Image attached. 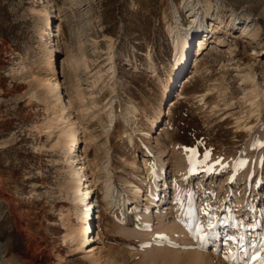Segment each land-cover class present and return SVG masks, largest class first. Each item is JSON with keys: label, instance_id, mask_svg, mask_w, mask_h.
<instances>
[{"label": "rangeland", "instance_id": "1", "mask_svg": "<svg viewBox=\"0 0 264 264\" xmlns=\"http://www.w3.org/2000/svg\"><path fill=\"white\" fill-rule=\"evenodd\" d=\"M184 1L0 0V264H92L75 249L76 241L64 239L70 222L80 221L64 183L75 162L57 137L48 138L45 126L54 80L78 128L76 154L86 156L88 172L100 178L93 221L99 264H193L194 249L207 264L223 257L261 264L264 0H191L212 3L198 12L209 37L203 53L192 52L175 78L172 28H195ZM214 18L221 27L208 25ZM241 26L256 38L243 35ZM110 100L118 117L112 127ZM132 106L128 124L124 116ZM155 120L153 135H141ZM178 151L201 168L186 160L184 172L173 157ZM165 152L163 208L173 209L181 227L191 218V244L172 237L158 242L157 221L145 226L134 209L129 225L125 215L131 210L106 203L109 176L126 191L140 184L141 206L151 203L157 158ZM243 162L247 173L236 174L233 166Z\"/></svg>", "mask_w": 264, "mask_h": 264}, {"label": "bare ground", "instance_id": "2", "mask_svg": "<svg viewBox=\"0 0 264 264\" xmlns=\"http://www.w3.org/2000/svg\"><path fill=\"white\" fill-rule=\"evenodd\" d=\"M211 5L212 3L210 2L204 3V4L202 2H198L197 4H195L191 0L184 1V6L189 11L190 16L193 18L192 20L195 22V28L191 30L188 28H185L183 23H181L176 28H172V35L175 38V58H174V62L172 65L175 78H177V75L180 74L182 70L187 66L188 61L191 57V53L193 52V54L195 55L197 54L200 56L203 53V49L207 45L206 40L208 39L209 34H204L205 33L204 30L201 28L202 22L198 21L199 19L198 12L201 9V7L203 6L210 7ZM233 14H234V19L238 20V23H241V24L244 23V21L241 22L242 18L239 17L238 14L236 13H233ZM222 24H223L222 21L217 18L210 19V21H208V25L209 26L211 25L215 28L221 27ZM58 28H59L58 30H61V23L58 24ZM240 31L243 35H246L250 37L251 39H255L257 36L256 32L251 34L250 32H248L246 28L242 26L240 27ZM183 33H187V35L183 36L182 35ZM59 90H60V85L58 83V80H54L51 86L49 87L50 96L53 98L52 115L48 119L45 126L49 130L48 138L53 137V136L57 137V141L63 143L61 145H64L65 153L70 155L72 160L75 162V164L72 163L70 167L68 166L69 167L68 168L69 170L67 172L68 179L64 183L67 188L73 191L72 199L75 201V209H76L75 214L74 213L73 214L76 215V217L79 219L77 220L80 221V223L77 226H75V224L73 226L72 224L73 222H70L72 225L69 223L70 226L67 228L64 239L69 238L71 239V241L72 240L76 241L75 249L80 251L82 253L80 254L83 255L85 258L86 257L87 259L89 258L92 264H99L100 263V256L98 255L99 254L98 253L99 244L94 234L95 230H94L93 221L95 218L94 213L96 211L95 210L96 200H94L95 192H96L95 190L97 188L96 186L98 182L100 181V178L94 172V170L92 169L89 170V171H92L91 173L93 174H90L88 172L91 161L86 156H84L82 153L76 154V147L80 141V136L78 134V128L74 126V123L71 119V112L68 110V105L63 102L62 96ZM168 91L169 89H167V92ZM107 107H108L107 112H108V118H109L108 123H109V126L112 127L115 125L118 117H117L116 112L114 111L113 102H111V100L110 102H108ZM135 109H136L135 106H132V109L129 110L130 112L129 115L124 116V120L126 123L128 124L131 123L132 121L131 114L135 111ZM158 124L159 122L157 120L153 121L152 130H141L140 134L146 137L152 136ZM129 139L132 143H134L133 137L131 135L129 136ZM163 155H164L163 158H157V166H158L157 173H156L157 180L155 183L151 184V190L153 194L155 195V199H153L151 203H149L144 208H143L144 205L141 206L142 196H144V190L140 184L135 182L131 186V189L126 191L122 188L117 187L113 183L111 178H109L110 176L108 177V180L104 188L106 191L105 197L109 198L108 200H106L107 202L106 201L105 202L108 204H112V206L117 205L118 203H121L122 205L125 206V208L128 211L131 210L132 213H128L127 215H125L127 217L125 222H127L129 225H132L135 222V216H134V211H133L134 209H137V217L140 219V222L142 221L143 224H145V226L147 225L148 227H152L151 226L152 223H154V221H157L156 224L155 223L154 224L158 226L154 227V229L156 228L159 229L157 230L156 235H155L156 236L155 238L158 240V242H161L162 240L164 241L166 239L170 240V238L172 237L174 239H178L180 241V244L181 243L191 244L192 242H194L191 239L192 238L191 218L185 221L183 225L184 227H181L179 220H177L175 216H173L174 215L173 209L168 210V209L163 208V206L168 201L167 200V195H168L167 189L169 185L168 176H167L168 175V170H167L168 169V158L166 157L169 156V153H166ZM173 155H174L173 157L177 159V162L179 163L181 162L180 168L184 170V172L188 171V167L186 166H185L186 168L183 167L186 160H188L189 166L191 165L192 159L193 161L195 160L196 162V165L194 167L195 170H197L198 168L199 169L201 168L199 166L200 162L197 161L196 158L195 159L191 158V156H188L185 152L178 151ZM95 167L96 168L98 167L97 164H95ZM233 168L236 174L239 173V174L245 175L248 171L247 164L245 162L236 164L233 166ZM80 179H81L82 186L80 184ZM131 196H133L134 198L133 199L130 198ZM72 199L70 198L69 200H72ZM249 214L251 215V217H258L255 210H250ZM254 226L255 224H252L253 229H255ZM150 229L153 230V228H150ZM158 242L156 241L157 245L159 244ZM161 244L159 245V247H161ZM182 248L183 246H180V245L177 247L178 250H181ZM191 253L193 255L191 257V261H192L191 263L194 262L193 264H207L206 263L207 261L205 258L206 255H204L203 252H201L199 249H196V250L194 249L193 251H191ZM241 259L240 261H242ZM154 264H157V263H154ZM218 264H233V263L228 261L225 257H223L221 262H219ZM236 264H245V263L236 262Z\"/></svg>", "mask_w": 264, "mask_h": 264}, {"label": "snow or ice", "instance_id": "3", "mask_svg": "<svg viewBox=\"0 0 264 264\" xmlns=\"http://www.w3.org/2000/svg\"><path fill=\"white\" fill-rule=\"evenodd\" d=\"M189 151H192L194 152L195 150L194 149H191ZM207 155V154H206ZM257 260H261V264H264V259L260 258V257H256Z\"/></svg>", "mask_w": 264, "mask_h": 264}]
</instances>
